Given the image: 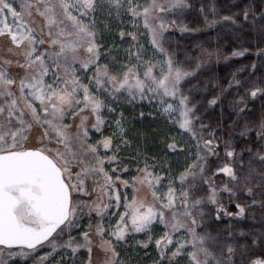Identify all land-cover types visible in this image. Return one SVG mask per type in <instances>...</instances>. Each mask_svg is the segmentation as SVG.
<instances>
[{
	"label": "snow or ice",
	"instance_id": "obj_1",
	"mask_svg": "<svg viewBox=\"0 0 264 264\" xmlns=\"http://www.w3.org/2000/svg\"><path fill=\"white\" fill-rule=\"evenodd\" d=\"M0 41V264H264V0H0Z\"/></svg>",
	"mask_w": 264,
	"mask_h": 264
},
{
	"label": "trees",
	"instance_id": "obj_2",
	"mask_svg": "<svg viewBox=\"0 0 264 264\" xmlns=\"http://www.w3.org/2000/svg\"><path fill=\"white\" fill-rule=\"evenodd\" d=\"M207 37L206 35H202V34H193V35H190V36H185L183 38H180L179 37V34L177 33L176 34V37L175 39H181L182 40V43L185 44V45H191V44H194L196 42H200V41H203L205 40ZM248 61H242V63H247ZM239 66V65H237ZM147 122H150V121H137L136 122V127L140 128L142 131L144 132H151V130H154L156 129L157 126H159L160 124L159 123H156V122H150L147 123ZM150 125V127H149ZM241 226H244V224H241Z\"/></svg>",
	"mask_w": 264,
	"mask_h": 264
},
{
	"label": "rangeland",
	"instance_id": "obj_3",
	"mask_svg": "<svg viewBox=\"0 0 264 264\" xmlns=\"http://www.w3.org/2000/svg\"><path fill=\"white\" fill-rule=\"evenodd\" d=\"M21 0H17V4L20 3ZM3 42L0 41V46H2ZM128 111H132L131 109H128ZM140 111H143L145 112L146 114L149 113V112H153L154 111V108L149 106V104L145 101V102H138L137 104V107L135 109V112L138 113ZM144 121H152L153 123L156 122V123H159L160 125L156 127L157 128H160V129H163L164 125H163V121L159 120V119H156V120H153L151 118H148V119H145ZM150 122H147L150 124ZM150 127V125H149ZM152 131V130H151ZM129 192V195H131V189L128 190ZM140 238H143V237H140ZM94 258H95V253H94ZM102 258V257H101ZM145 264H151V261H145Z\"/></svg>",
	"mask_w": 264,
	"mask_h": 264
}]
</instances>
